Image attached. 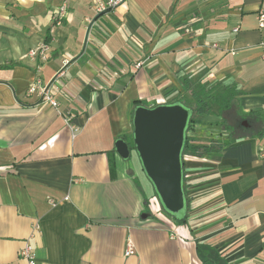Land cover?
Here are the masks:
<instances>
[{"label": "crops", "instance_id": "crops-1", "mask_svg": "<svg viewBox=\"0 0 264 264\" xmlns=\"http://www.w3.org/2000/svg\"><path fill=\"white\" fill-rule=\"evenodd\" d=\"M62 1L0 0V264H27L25 242L37 264H264V0H125L99 16L64 0L55 25ZM45 41L36 70L27 52ZM35 79L57 108L26 93ZM228 88L189 134L228 144L183 160V219L150 213L142 170L114 152L134 107Z\"/></svg>", "mask_w": 264, "mask_h": 264}, {"label": "water", "instance_id": "water-1", "mask_svg": "<svg viewBox=\"0 0 264 264\" xmlns=\"http://www.w3.org/2000/svg\"><path fill=\"white\" fill-rule=\"evenodd\" d=\"M190 115V109L179 102L137 105L132 115V139L141 170L161 209L177 220L183 219L187 208L182 151ZM114 150L123 160L131 155L123 138L114 142Z\"/></svg>", "mask_w": 264, "mask_h": 264}, {"label": "built area", "instance_id": "built-area-1", "mask_svg": "<svg viewBox=\"0 0 264 264\" xmlns=\"http://www.w3.org/2000/svg\"><path fill=\"white\" fill-rule=\"evenodd\" d=\"M125 2V0H94V12L97 16L106 14L110 11L115 10L120 4ZM67 14V3L63 0L58 6L54 8L51 12V21L53 24H60ZM259 27L264 26V13H261L258 18ZM85 29L87 34L92 32L93 19L86 17L84 19ZM238 30V27L233 29L234 32ZM51 32V28L49 29ZM49 49L50 45L48 42H42L35 47H32L28 50V58L34 62L36 70H39L41 66L46 63L49 59ZM143 62H137L136 67H139ZM26 93L29 95H35L39 100L48 103L54 108H57L59 103L54 98L53 94L50 91V84L43 83L40 79H35L26 89ZM67 120V119H66ZM67 124L74 133L77 129L68 122ZM68 199V196H65L63 200ZM48 201L54 205L56 201L52 198H49ZM134 254V243L131 238H128L126 241L125 255L129 256ZM20 256L23 258L27 264H37L36 251L32 245L25 242L23 247L20 250Z\"/></svg>", "mask_w": 264, "mask_h": 264}, {"label": "trees", "instance_id": "trees-1", "mask_svg": "<svg viewBox=\"0 0 264 264\" xmlns=\"http://www.w3.org/2000/svg\"><path fill=\"white\" fill-rule=\"evenodd\" d=\"M231 89L226 90V97L222 99L220 94H210L205 99L202 98L204 95V92H196L193 91L190 94V98H181L178 97L174 99L173 101L166 102V103H173V102H179L185 107L189 108L191 111V115L189 118V123L186 130V137H185V143L182 151V159L184 155H189L190 157L195 158H201L205 155L217 153L219 152L225 145L228 144V139L225 141H219V140H211L207 144H196L193 142L192 137L189 136L190 131H193L194 125L201 123L200 117H202L205 114H208L211 112V105L210 104H216L221 109L223 107H226L229 101L231 94ZM137 105H144L143 103L139 102ZM136 105V106H137ZM145 106V105H144ZM125 140V139H124ZM126 141V140H125ZM129 145L130 150H134V142L133 139L130 141H126ZM115 152V150H114ZM109 162H112V156L109 157ZM112 164V163H111ZM188 186L185 176L183 178V189L186 191V187ZM188 202V199H187ZM163 211V210H162Z\"/></svg>", "mask_w": 264, "mask_h": 264}, {"label": "rangeland", "instance_id": "rangeland-1", "mask_svg": "<svg viewBox=\"0 0 264 264\" xmlns=\"http://www.w3.org/2000/svg\"><path fill=\"white\" fill-rule=\"evenodd\" d=\"M197 129H196V131L200 128V127H196ZM190 133H191V131H190ZM189 133V134H190ZM198 133H195V135H197ZM191 136H193V138L192 139H194L195 138V140H196V137L193 135V133L191 134ZM199 137H197V139H198ZM199 140V139H198ZM203 140V139H202ZM205 140V139H204ZM193 142H194V140H193ZM195 143V142H194ZM189 155H190V153H188ZM189 155H184V157H183V160H184V165H186L187 164V161L189 162ZM124 161V166H125V169L127 168V170L128 169H130V168H133L134 166H135V168L137 169H141V164H140V161H139V158H138V156H137V154H136V152L134 151V150H132L131 151V155H130V157L129 158H127V159H125V160H123ZM141 171V170H140ZM141 176H142V178H143V180H144V182H146V184H148V186H150V188L152 187L151 186V183L148 181V179L145 177V175L143 174V172H141ZM151 190H152V192H154L153 191V188H151ZM155 198H154V200H152L150 203H149V205H148V211L150 212V213H152V214H155V209H154V205L156 204L159 208H160V203H159V201H158V199L156 198V196H154ZM164 212V211H163ZM165 213V212H164Z\"/></svg>", "mask_w": 264, "mask_h": 264}]
</instances>
